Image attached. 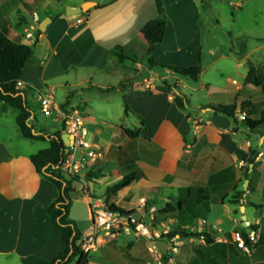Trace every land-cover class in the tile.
Instances as JSON below:
<instances>
[{"label": "crops", "instance_id": "1", "mask_svg": "<svg viewBox=\"0 0 264 264\" xmlns=\"http://www.w3.org/2000/svg\"><path fill=\"white\" fill-rule=\"evenodd\" d=\"M257 1L226 0L233 8V18L234 13L241 14L234 23L244 20L243 13L249 5L252 14L247 13L251 17H247L246 27L235 33L228 31L231 42L242 45L218 46L217 54H202L201 32L205 22L220 25L212 4H223V0H174L169 6L166 0H153V5L144 0H113L97 3L88 15L82 13L73 20L67 17L66 7L81 6V2H61L54 13L47 15L52 23L39 36L33 60L27 63L21 77L28 85L21 89L27 93L33 116L35 107L39 108L40 93L51 94L61 108L67 104L68 111L92 116L82 103L73 104L77 90L83 91L85 85L104 93L120 90L131 110L126 116L136 117L139 125L134 126L139 134L131 139L115 126L108 141L93 134L92 140L104 149L105 158L90 168L89 174L99 176L96 182H90L91 193L104 201L107 187L139 169L143 177L110 201L136 212L145 198L150 221L148 211L157 205L149 203L162 200L166 204L171 197L178 196L180 188H198L200 199L190 209L160 222L170 223L173 228L181 225L191 233L206 232L212 235L213 242L208 244L200 237H193L194 243L185 239L184 249H180L174 264H246V259L249 264H264V133L249 136L242 128L234 131L232 120L208 108L199 109L205 104H233L242 89L251 94L254 103L264 104V93L244 84L248 62L264 68V0H259V6ZM201 2L207 5L204 19ZM44 3L45 0H0V21H8V37L30 44L26 34L31 31L34 13L38 14L31 9ZM158 17L167 19L161 46L139 63L121 62L112 55L115 46L128 44L148 21ZM78 19L82 21L78 23ZM252 25L257 29H247ZM207 33L210 41V28ZM200 61L203 71L193 81V87L189 83L192 80L168 68H150L154 63L190 67ZM222 66L239 76L241 82L229 77L222 84L208 75L213 69L222 71ZM150 78L152 87L148 88L146 81ZM173 86L189 97L191 109H183V101ZM104 98L99 99L109 101V97ZM81 102L87 104V99ZM240 113L244 112L237 102L236 114ZM6 117L9 122L11 118L13 128L0 134V264H23L31 256L51 261L64 250L62 236L47 212L59 190L38 173L31 161V156L43 149H34L31 143L36 140L22 136L17 125L18 111L1 103L0 118ZM94 118L110 120V115L105 112ZM52 121L57 124L54 131L39 132L63 133L62 121ZM188 130L191 132L185 141L184 133ZM119 135L125 137L120 139V145L115 141ZM167 177V187L154 191ZM236 195L241 196L237 205L229 202ZM204 202L209 206H204ZM243 217L248 227L243 225ZM236 230L256 232L257 242L249 255L227 241ZM149 246L146 238L118 233L91 252V263L152 264L150 255L156 259L158 255L150 252Z\"/></svg>", "mask_w": 264, "mask_h": 264}, {"label": "trees", "instance_id": "2", "mask_svg": "<svg viewBox=\"0 0 264 264\" xmlns=\"http://www.w3.org/2000/svg\"><path fill=\"white\" fill-rule=\"evenodd\" d=\"M89 12L90 11L84 14L88 15ZM54 20L55 18L53 17V21ZM7 25V20L0 21V104L5 103L18 111L17 125L24 138L30 140H45L49 142V147L32 155L31 161L38 173L55 184L59 190L58 198L48 206L47 212L52 219L53 225L61 234L64 242V250L55 259L47 261L39 256H31L24 259L23 264H90L92 256L84 253L81 249L83 232L79 230L77 222L69 216L70 207L73 203L70 197V192L76 190V188L73 186L75 180L66 175L63 171V160L66 147L62 140V130L52 134H47L42 131L37 132L33 124H31L33 113L28 106L27 93L25 90L17 87V83L21 80L25 66L33 60L35 45L37 42L35 44H28L12 40L7 35ZM166 26L167 19L164 17L151 19L141 32L128 44L115 46L111 51L112 55L121 62L131 61L133 63H139L148 53L161 46L163 40L162 36ZM41 34L42 31L38 30V35L40 36ZM240 45H242V43ZM248 66L249 70L244 80V84L253 85L264 93V72L262 71L264 68H257L251 62H248ZM154 67L168 68L177 75L194 82L199 79L203 71L201 61L197 65L190 67L155 63L150 64V68ZM173 87L177 93V97L183 101V109H191L189 97L180 92L177 86ZM123 101L124 113L125 115H128L131 112L130 107L125 98H123ZM236 101L240 103V111L244 112L246 115L244 120H239L237 117V102L227 105L205 104L199 109L210 108L215 114L222 115L232 120L234 131L242 128L249 136L254 133H264V104L254 103L251 94L245 89H242L238 93ZM66 105L62 106V109L68 112ZM138 119L143 121L142 118ZM120 129L131 139L138 137L139 130H131L123 127H120ZM190 132L191 130H188L184 133L185 141H187ZM88 177L90 182H96L99 178V176L94 173L89 174ZM142 177L143 172L136 169V171L127 174L117 183L107 187L102 197L106 206L110 210L121 214L134 213V211H126L116 206L110 200L111 197L116 196L121 191L130 187ZM168 182L169 177L165 178L162 184L159 187L153 188V190L164 189L167 187ZM199 191L200 190L196 187L180 188L178 196L169 199L164 205L162 213L166 215L184 213L200 199ZM240 200L241 196L236 195L233 196L229 202L237 205L240 204ZM203 205L208 207L209 203L204 202ZM149 206H151V203H149ZM170 235H179L184 239L204 236L208 244L213 242L211 234L206 232L191 233L181 225L174 227ZM162 261L166 264L168 261V255H163ZM246 264H249L247 259Z\"/></svg>", "mask_w": 264, "mask_h": 264}, {"label": "built area", "instance_id": "3", "mask_svg": "<svg viewBox=\"0 0 264 264\" xmlns=\"http://www.w3.org/2000/svg\"><path fill=\"white\" fill-rule=\"evenodd\" d=\"M33 24L31 31L26 34V39L30 43L35 44L37 38L35 31L40 30V17L37 13L33 15ZM82 20L78 19L80 23ZM152 78L146 81V86L151 88ZM28 85L20 80L17 83L18 88H24ZM172 99V96L170 97ZM40 108L43 115L51 117L55 121H62L64 131L73 136V140L69 146H65V156L63 160V171L66 175L72 177L79 184L81 191L84 194V199L91 207L92 217L90 226L83 232L81 240V249L86 254H91L98 246L106 242L109 238L114 237L118 233L134 234L138 238H146L150 241V252L158 255V260L162 259V252L158 249L157 241L163 240L167 243V264H174L175 257L184 246L186 240L179 235L171 236L173 227L170 223H158L154 214L156 209L150 208V221L147 217V201L141 199L138 206V212L141 213L142 219H137L133 213L121 214L110 210L104 201L94 198L91 193L89 180L90 168L98 162L104 160L105 151L97 143L89 138V129L86 127L84 120L78 110H70L66 112L54 100L51 94H39ZM245 113L237 115L239 120L245 119ZM202 241H206L204 236H201ZM195 238H189V243H194ZM221 241V240H220ZM234 244L241 252L249 255L256 242L257 235L254 230L244 233L243 231H233L227 240Z\"/></svg>", "mask_w": 264, "mask_h": 264}, {"label": "rangeland", "instance_id": "4", "mask_svg": "<svg viewBox=\"0 0 264 264\" xmlns=\"http://www.w3.org/2000/svg\"><path fill=\"white\" fill-rule=\"evenodd\" d=\"M43 1V0H42ZM81 2V5L87 1H92V2H96V3H103V2H109V1H113V0H45L44 4H41L40 6H35V8L32 11L38 12L40 19H46L48 14H52L54 13L57 9H58V5L59 3L63 2ZM146 3H150L153 5V0H144ZM224 3H220V4H215L213 3V13H218L219 14V19H220V25H218L215 21H211V24L208 25L206 22L203 24V28H202V32H201V48H202V54H217L218 53V46H222L225 45L227 47L230 46V44H233L235 46H240L239 43H236V41L234 42V40H232L233 42H231L230 37H228V31H232L233 33L238 32L239 30H241L243 27H246L247 24V17L248 14H252V10L250 9V5L247 6V8H245L244 11V20L241 19V22H236L234 23V20H238L239 18V14L234 13V16H236V18H233V8L229 7L226 0H223ZM152 2V3H151ZM174 0H166V4L169 6L171 5V3H173ZM186 3V2H185ZM260 5V1H257V6ZM201 6L202 7V19L205 18V7H207V5L205 3L201 2ZM33 13V12H32ZM242 13V12H241ZM258 16L261 18L262 14L258 11ZM85 14L83 13L82 16H84ZM251 17V16H250ZM249 17V18H250ZM250 25V24H249ZM257 29V27H254V25H252L251 27L247 28V29H253V28ZM211 29L212 31V37H210V41H207L208 37H207V31L208 29ZM259 31H261V27L258 28ZM43 33V32H42ZM215 35V36H214ZM214 36V37H213ZM35 37L39 38L38 35V30L35 31ZM248 38V37H247ZM235 43V44H234ZM133 63V62H132ZM218 66H221V64H219ZM217 66V67H218ZM112 71V67L109 68V71ZM264 72V70H262ZM220 72V73H219ZM217 71L216 69L210 70L208 75L213 76L217 82H220L222 84H226L227 83V79L230 77L231 79H237L238 81L241 82V78L237 75H233L230 74L225 66H222V71ZM222 72V73H221ZM221 74H223V77L221 76ZM190 86H195V83L193 81H189ZM89 85H85L83 87V91L81 90H77V92L75 93V98L73 100V104H80L82 103L83 106H85L87 109L90 110V114L92 116H88L84 114L81 115L83 120L86 119L88 117V119H86V126L88 127L89 131V138L92 139V136L94 133H98V136L101 139L104 140H110V132H112V128H114L113 126L117 127L120 129V126H124L127 128H130L132 130H135V126H138L139 124L136 117L129 115L126 116L124 113V101H123V96L122 93L120 92L119 89L114 91H109L107 93H104L103 91H99L97 88L93 87L92 89H88ZM258 90H260L258 88ZM100 97L106 99V97L109 99L108 102H102L100 101ZM82 99H87V104H84L82 101ZM107 112L110 115V120H103L101 118H95L94 117H99L101 113H105ZM35 115L31 118V124H33L34 128L36 129L37 132H39L42 129H46L48 132H52L55 129V122L52 121V118L50 117H46L45 115L42 114L41 112V108H40V102H39V108L38 106L35 107V111H34ZM99 115V116H97ZM7 118H0L3 124H1L0 126V134H5L6 132L11 130V127L13 128L12 124H11V118H10V122L9 119L7 120ZM37 119V122H35L34 120ZM85 122V120H84ZM10 123V124H9ZM135 125V126H134ZM111 128V129H110ZM124 140L125 137L119 135V139L115 140L116 143H118V145L121 144V140ZM34 144V149H45L49 146V142L45 141V140H36L33 143ZM121 147H124V145H121ZM77 190L80 189L79 184L76 183V185L74 186ZM152 196V195H151ZM154 203H156V211H155V218L158 220V222L160 221H165L168 218H171L172 215H166L162 213V209L165 205L164 202H162V200H158L157 202H152L151 204L153 205ZM155 205V204H154ZM184 249V247H183ZM96 255V253L94 254ZM157 255V254H156ZM93 256V255H92ZM185 258H188V256L186 255ZM150 260L152 262V264H164V262L158 259H156L154 256L150 255ZM90 264H97V263H90ZM167 264V263H166Z\"/></svg>", "mask_w": 264, "mask_h": 264}, {"label": "water", "instance_id": "5", "mask_svg": "<svg viewBox=\"0 0 264 264\" xmlns=\"http://www.w3.org/2000/svg\"><path fill=\"white\" fill-rule=\"evenodd\" d=\"M98 4L96 2L87 1L83 3L81 6H67L66 7V15L71 20L79 17L82 13H86L90 11L92 8H95ZM52 23V18L47 17L40 23V30L42 32H45L47 29V26ZM208 110H211L208 108ZM62 140L65 146H69L71 141L73 140V136L69 135L67 132L62 133ZM70 197L73 201L69 216L71 219L75 220L77 222L78 228L81 232H84L91 224V207L87 204V202L84 199V194L79 190H73L70 192ZM244 207L241 208V212H244ZM133 215L137 219H142V215L140 212L136 211L133 213ZM243 225L245 227L249 226V223L246 221V217L242 218ZM158 249L162 252L163 255L167 254V243L163 240H160L157 242Z\"/></svg>", "mask_w": 264, "mask_h": 264}]
</instances>
